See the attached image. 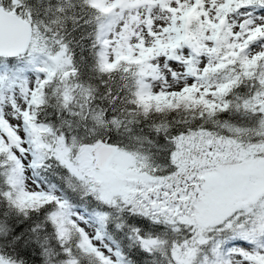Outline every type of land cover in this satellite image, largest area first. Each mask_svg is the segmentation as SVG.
<instances>
[{"label": "snow or ice", "instance_id": "1", "mask_svg": "<svg viewBox=\"0 0 264 264\" xmlns=\"http://www.w3.org/2000/svg\"><path fill=\"white\" fill-rule=\"evenodd\" d=\"M0 264H264V0H0Z\"/></svg>", "mask_w": 264, "mask_h": 264}]
</instances>
